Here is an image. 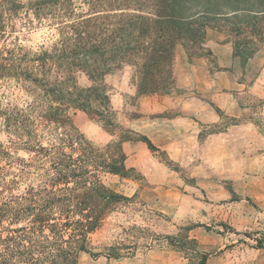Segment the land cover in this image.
Here are the masks:
<instances>
[{"label": "trees", "instance_id": "16d2710c", "mask_svg": "<svg viewBox=\"0 0 264 264\" xmlns=\"http://www.w3.org/2000/svg\"><path fill=\"white\" fill-rule=\"evenodd\" d=\"M22 16L26 27L49 31L47 43L33 49L20 42ZM210 27L229 36L245 65L264 49V0L0 1V264L125 255L116 246L95 252L92 245L134 199L109 178L138 177L124 149L132 132L115 120L107 77L129 66L139 95L167 93L177 46L203 47ZM78 112L110 132L121 129L122 137L96 145L76 127ZM139 140L163 153L149 138Z\"/></svg>", "mask_w": 264, "mask_h": 264}, {"label": "rangeland", "instance_id": "374dc122", "mask_svg": "<svg viewBox=\"0 0 264 264\" xmlns=\"http://www.w3.org/2000/svg\"><path fill=\"white\" fill-rule=\"evenodd\" d=\"M26 21L16 20L20 42L33 49L47 43L49 31ZM229 41L210 27L203 47L190 43L188 52L179 44L167 93L139 95L129 66L107 77L115 120L132 132L124 149L138 177L109 178L134 199L92 239L95 252L116 246L125 255L81 253L78 264H200L205 256V264H264L256 241L264 242V49L243 65ZM187 100L202 110L190 116L198 129L188 134L169 122L184 115ZM73 119L96 145L122 137L85 112ZM143 136L163 153L152 152ZM169 145L181 163L164 150Z\"/></svg>", "mask_w": 264, "mask_h": 264}, {"label": "crops", "instance_id": "0c3cea01", "mask_svg": "<svg viewBox=\"0 0 264 264\" xmlns=\"http://www.w3.org/2000/svg\"><path fill=\"white\" fill-rule=\"evenodd\" d=\"M187 61L189 62V58H187ZM182 107H183L184 115L182 117L179 116L175 119L169 120L170 125L175 127V130H177L178 132L186 133V134L190 132L193 133L195 129H198V126L195 127L196 121L192 119L190 116L194 115V112L198 113L202 110L200 109L199 105L195 101H191V100H187L186 102H184ZM208 115L212 119H214L215 117L214 114L211 112ZM163 148L165 151H167V153L171 157L175 158L180 163L182 162L180 158L174 155L172 146L170 145L164 146Z\"/></svg>", "mask_w": 264, "mask_h": 264}]
</instances>
